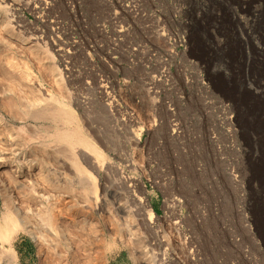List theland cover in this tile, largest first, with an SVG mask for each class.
<instances>
[{
    "label": "rangeland",
    "instance_id": "rangeland-1",
    "mask_svg": "<svg viewBox=\"0 0 264 264\" xmlns=\"http://www.w3.org/2000/svg\"><path fill=\"white\" fill-rule=\"evenodd\" d=\"M263 69L264 0H0V264H264Z\"/></svg>",
    "mask_w": 264,
    "mask_h": 264
},
{
    "label": "bare ground",
    "instance_id": "bare-ground-1",
    "mask_svg": "<svg viewBox=\"0 0 264 264\" xmlns=\"http://www.w3.org/2000/svg\"><path fill=\"white\" fill-rule=\"evenodd\" d=\"M249 3V2H247ZM250 4V3H249ZM249 6V5H248ZM252 6V5H251ZM249 8V7H248ZM251 9V8H250ZM239 17L234 13V15L232 16L231 20H230V26L227 29H223V33L224 36H226V38L228 39L230 36L231 37H236L237 33H236V27L234 26V24H240L239 23ZM206 32V31H205ZM210 36V34H209ZM229 36V37H228ZM189 40H191L192 42L195 43L196 39H192L191 37L188 38ZM211 40V44L213 45L212 47H216L219 50H223V48L216 43V41L214 40V38H210ZM225 52V51H224ZM226 57L230 60V61H234L235 57H236V51H232V50H226ZM245 58V57H244ZM239 59L242 60V56H238V58L236 59V61H238ZM248 62V60L245 58V62ZM236 64H238L237 66V76H241V74L243 73V63L242 62H235ZM235 73V70H234ZM263 73H264V69H263ZM242 84V83H241ZM229 89L232 90V92L235 94V107L237 109V112L239 113V115L243 118L244 120V128L246 130V132L248 133V135L251 136V138H253V141H255L256 146L259 148V153H260V157L257 160V165H255L254 171L256 174V177H258V179L262 182H264V98H258L256 96L251 95L250 93H248L246 87L244 84H242V86L239 83H236L234 81V78H232V80L230 81V85H228ZM47 109V108H46ZM50 109V108H48ZM44 111V109H43ZM45 113V112H41ZM59 113V112H58ZM61 113V112H60ZM38 114V112L36 113ZM48 114V113H47ZM54 114V113H53ZM40 115V114H39ZM50 115V113L48 114ZM47 115V116H48ZM58 115V114H57ZM61 115V114H59ZM58 115V116H59ZM36 116V115H35ZM51 116V115H50ZM54 116V115H53ZM45 118L43 115H41V118ZM67 117V116H66ZM72 117V116H71ZM70 116L67 118H71ZM51 118V117H48ZM65 118V117H64ZM66 118V119H67ZM75 118V117H74ZM39 119V116H38ZM73 119V118H72ZM71 119V120H72ZM54 120V119H53ZM59 120V119H58ZM65 120V119H64ZM68 120V119H67ZM69 122V121H68ZM66 122V123H68ZM75 120L72 122L74 124ZM65 123V125H66ZM71 123V122H70ZM71 123V125H73ZM64 126V125H63ZM61 128V127H60ZM78 130V129H76ZM72 131V130H71ZM70 132V131H69ZM74 132V131H73ZM81 132V131H80ZM72 134V133H71ZM76 134V133H75ZM67 135V134H66ZM64 135V136H66ZM78 135V134H77ZM68 136V135H67ZM72 136V135H71ZM75 136V135H74ZM85 138V137H84ZM67 139V138H66ZM82 139V138H81ZM87 139V138H86ZM64 140V139H63ZM62 140V142H64ZM69 143H74V141H72L73 139H70L69 137ZM75 140V139H74ZM77 140V139H76ZM61 141V140H60ZM88 141V140H87ZM77 142V141H76ZM65 143H68V141L66 140ZM80 143V142H79ZM86 143V142H85ZM90 144V143H89ZM69 145V144H68ZM71 146H76V144ZM81 145V144H80ZM83 145V144H82ZM86 145V144H84ZM74 146V148H75ZM92 146V145H91ZM79 147V146H76ZM96 150V149H95ZM94 150V152H95ZM96 153V152H95ZM99 157V156H98ZM76 160V159H75ZM74 160V161H75ZM72 161V160H71ZM77 162V161H76ZM75 162V163H76ZM72 163V162H71ZM74 163V164H75ZM78 166V165H77ZM76 167V166H75ZM77 168V167H76ZM83 169V168H82ZM79 170V169H77ZM82 172V171H81ZM12 208V206H11ZM263 224H264V219H263ZM7 222H4L3 225V233L7 236L10 231H11V227L7 226ZM262 225V224H261ZM1 229V228H0ZM260 233L261 236L264 238V227L261 226L260 227ZM36 238L38 239L39 236H36ZM50 239V238H49ZM40 242V241H39ZM51 243V242H49Z\"/></svg>",
    "mask_w": 264,
    "mask_h": 264
}]
</instances>
